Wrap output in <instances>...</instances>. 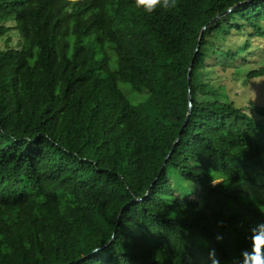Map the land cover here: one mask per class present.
<instances>
[{"label":"trees","instance_id":"16d2710c","mask_svg":"<svg viewBox=\"0 0 264 264\" xmlns=\"http://www.w3.org/2000/svg\"><path fill=\"white\" fill-rule=\"evenodd\" d=\"M242 1L0 0V264H239L264 223V107L202 98L198 74L230 31L264 38V0L194 50Z\"/></svg>","mask_w":264,"mask_h":264},{"label":"rangeland","instance_id":"374dc122","mask_svg":"<svg viewBox=\"0 0 264 264\" xmlns=\"http://www.w3.org/2000/svg\"><path fill=\"white\" fill-rule=\"evenodd\" d=\"M224 29L223 26H219L220 31ZM255 31L251 27L242 29L240 33L230 31L222 41L221 50L216 58L214 57L215 61L206 59L205 70L198 74V79L202 82L206 81L218 90L215 95L202 96V98L230 101L236 107L246 108L249 102L255 106L264 107V77H247L254 68L264 66V38L254 36ZM8 36L13 41L12 46L16 47L15 33L11 31ZM2 44V38H0V47ZM227 53H234L236 58L229 59ZM120 88L127 96L129 95L127 85L122 84ZM256 171L260 170L255 167L252 175H255ZM253 223L258 224L256 221ZM250 236V234L247 235V240H250Z\"/></svg>","mask_w":264,"mask_h":264},{"label":"clouds","instance_id":"9594fccd","mask_svg":"<svg viewBox=\"0 0 264 264\" xmlns=\"http://www.w3.org/2000/svg\"><path fill=\"white\" fill-rule=\"evenodd\" d=\"M178 0H133L136 9L147 15L157 10L166 12L177 7ZM251 249L240 252L239 264H264V223H259L251 229Z\"/></svg>","mask_w":264,"mask_h":264},{"label":"water","instance_id":"95a60500","mask_svg":"<svg viewBox=\"0 0 264 264\" xmlns=\"http://www.w3.org/2000/svg\"><path fill=\"white\" fill-rule=\"evenodd\" d=\"M251 0H244L242 2H238L236 5H233L232 7L230 8H227L225 11L221 12V13H218L217 15H215L201 30H200V33H199V36H198V39H197V45L195 47V50H194V54L197 52L198 48H199V40L202 36V33H203V30L210 24L212 23L213 21H215L218 17L220 16H224L226 15L228 12H230L232 9H234L236 6H239V5H242L244 3H247V2H250ZM189 74H190V66L188 67L187 69V76H186V80H187V84L189 83ZM187 98H188V110H187V113H186V116H185V119H184V122H183V125L186 123L187 119H188V116L190 114V106H191V97H190V93L188 92V95H187ZM178 139V136L176 138L175 141H177Z\"/></svg>","mask_w":264,"mask_h":264}]
</instances>
